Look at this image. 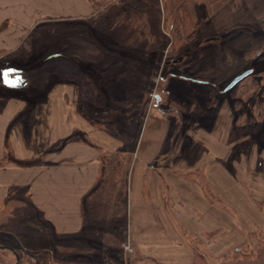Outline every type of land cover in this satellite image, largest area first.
I'll return each mask as SVG.
<instances>
[{
    "label": "crops",
    "instance_id": "0c3cea01",
    "mask_svg": "<svg viewBox=\"0 0 264 264\" xmlns=\"http://www.w3.org/2000/svg\"><path fill=\"white\" fill-rule=\"evenodd\" d=\"M241 3L243 8L233 2L217 15L213 37L236 24L264 26V0ZM105 4H123L110 20L123 23L113 34L117 40L152 5L155 23L163 14L157 0H0V52L21 47L41 8L49 18L77 22ZM65 49L102 53L81 42ZM30 87L9 89L0 105V216L4 222L23 216L28 226L19 227L18 235L25 231L29 242L50 236L78 241L104 223L109 238L117 230L116 201L122 200L123 242H134L140 254L160 264H194L182 230L205 243L212 257L264 234V142L255 127H233V106H222L217 119L188 129L185 137L165 139L179 128L174 121L132 144L125 131L88 123L80 85L60 81L41 94ZM234 131L240 137H232Z\"/></svg>",
    "mask_w": 264,
    "mask_h": 264
},
{
    "label": "rangeland",
    "instance_id": "374dc122",
    "mask_svg": "<svg viewBox=\"0 0 264 264\" xmlns=\"http://www.w3.org/2000/svg\"><path fill=\"white\" fill-rule=\"evenodd\" d=\"M157 2L163 8L158 23L151 16L152 5L146 11L149 15L145 12L131 23L119 40L113 34L123 23L121 19L114 23L110 20L123 4L99 6L93 20L77 22L49 18L41 8L28 36L31 48L27 55L0 52V74L8 68L22 72L32 94H41L60 81L80 85V109L88 123L111 126L120 135L125 131V141L132 144L155 126H179L165 135L168 142L176 133L185 137L188 129L212 123L227 104L238 114L233 127H255L256 137L264 142V26L236 24L213 37V21L228 4L237 2L239 8L244 7L237 0ZM182 3L195 18L191 30H181L185 28L179 19ZM69 42L72 47L74 42L97 46L102 53L97 57L78 54L65 49ZM246 71L252 73L226 91ZM8 92L0 75V105ZM156 94L162 98L160 101ZM172 107L179 114L168 113ZM234 132L232 137H240L238 131ZM116 202L117 230L109 238L104 237V223L97 226V231H86L78 241L62 242L50 236L48 242H29L25 231L18 235V229L28 226L23 216H13L7 222L0 216V264H42L44 252L51 254V264H160L140 254L134 242H123L124 203ZM181 235H187V244L204 264H264L263 232L218 257L210 256L205 243L192 239L186 231L182 230Z\"/></svg>",
    "mask_w": 264,
    "mask_h": 264
},
{
    "label": "water",
    "instance_id": "95a60500",
    "mask_svg": "<svg viewBox=\"0 0 264 264\" xmlns=\"http://www.w3.org/2000/svg\"><path fill=\"white\" fill-rule=\"evenodd\" d=\"M251 73L252 71H246L242 75L235 78L228 86L226 91L234 88L240 81L249 76ZM0 75L2 84L8 89L20 90L27 87L29 84V81L23 77L22 73L14 68L3 69ZM157 100L159 101V98H157ZM169 112L179 114V112H177L176 110H169L168 113Z\"/></svg>",
    "mask_w": 264,
    "mask_h": 264
},
{
    "label": "trees",
    "instance_id": "16d2710c",
    "mask_svg": "<svg viewBox=\"0 0 264 264\" xmlns=\"http://www.w3.org/2000/svg\"><path fill=\"white\" fill-rule=\"evenodd\" d=\"M238 2H239V4L241 5L242 3H241V0H237ZM154 8H153V10H154V12H155V5L153 6ZM152 10V11H153ZM148 15H149V13L148 12H146ZM180 14L182 15L179 19H181V21H180V24H183V26L185 27V28H183V29H181V30H191V29H193L194 28V21H193V16H192V14H191V11H189V9H188V7H187V5L184 3H182L181 4V7H180ZM100 15V14H99ZM147 16V15H146ZM93 18H94V16H93ZM93 18H92V20H93ZM148 21V20H147ZM148 22H150V21H148ZM190 27V28H189ZM181 32V31H180ZM180 32H178V34H180ZM30 43H29V41H28V38L27 39H25L24 40V42L22 43V45H21V47L17 50L18 52H21L22 54L21 55H23V54H26L27 55V52H28V50H30V45H29ZM60 56V55H59ZM51 58V57H50ZM236 130V129H235ZM92 211V210H91ZM20 251L24 254L25 253V251L24 250H21L20 249ZM43 255H45V258H43V263L42 264H51L52 263V256H51V254L49 253V252H44L43 253ZM194 264H204V260L200 257V256H198V255H196L195 256V260H194Z\"/></svg>",
    "mask_w": 264,
    "mask_h": 264
},
{
    "label": "flooded vegetation",
    "instance_id": "af4514ba",
    "mask_svg": "<svg viewBox=\"0 0 264 264\" xmlns=\"http://www.w3.org/2000/svg\"><path fill=\"white\" fill-rule=\"evenodd\" d=\"M22 73V72H21Z\"/></svg>",
    "mask_w": 264,
    "mask_h": 264
}]
</instances>
